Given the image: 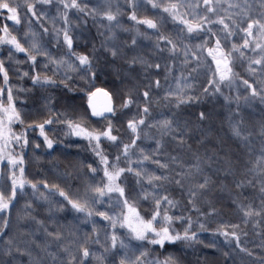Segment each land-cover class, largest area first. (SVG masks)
Masks as SVG:
<instances>
[{
  "label": "clouds",
  "instance_id": "clouds-1",
  "mask_svg": "<svg viewBox=\"0 0 264 264\" xmlns=\"http://www.w3.org/2000/svg\"><path fill=\"white\" fill-rule=\"evenodd\" d=\"M144 3L159 15L141 18L137 0H25L4 30L0 264H264V0H197L191 19L183 0ZM213 25L242 37L223 79L204 59ZM97 90L111 101L99 115ZM72 148L88 158L61 156Z\"/></svg>",
  "mask_w": 264,
  "mask_h": 264
},
{
  "label": "snow or ice",
  "instance_id": "snow-or-ice-1",
  "mask_svg": "<svg viewBox=\"0 0 264 264\" xmlns=\"http://www.w3.org/2000/svg\"><path fill=\"white\" fill-rule=\"evenodd\" d=\"M202 2L205 5V8L212 7L214 5V0H202ZM196 7L199 8V4H197ZM172 9L175 10L176 5H172ZM12 11L13 9L7 3L3 2V0H0V15H3L5 12H12ZM213 11H215L214 7H213ZM7 18L17 23L20 18L19 9L16 10L14 15L7 17ZM177 19H180V17H177ZM181 22L185 25L189 33L199 32L202 30V27H203L202 24L199 22H189L186 20H182ZM145 23L151 26V21H145ZM220 23L223 24V21L221 20ZM224 27L226 28L227 25H224ZM4 30H8L7 25H5ZM0 38H3V37H0ZM205 51L207 52L208 56L211 57L212 64L214 65V71L216 75L221 79L225 78L228 75V72L230 69V61L228 57V51L227 49H225V47L221 43V39L219 38V36L216 35L214 40L211 43L205 44ZM97 93H103L107 97H108V94L103 90H97L88 99L91 109L97 115H99L105 112L106 110L104 108H98L96 104L93 102V98L97 96ZM74 131L76 132L77 135H83V136L89 135V133L82 128L74 129ZM106 175L108 176L109 182L110 183L113 182L114 177L112 176V174L106 173ZM23 182L24 181L22 179L18 180V183L22 184ZM108 190L112 191L113 188L110 186ZM134 216H135L134 211L130 210L127 220L130 224L133 225V227L137 228L138 230H142V228L144 227H150V225L142 226V225H137L135 223H132Z\"/></svg>",
  "mask_w": 264,
  "mask_h": 264
},
{
  "label": "rangeland",
  "instance_id": "rangeland-1",
  "mask_svg": "<svg viewBox=\"0 0 264 264\" xmlns=\"http://www.w3.org/2000/svg\"><path fill=\"white\" fill-rule=\"evenodd\" d=\"M234 2L240 3L241 5H243L245 3V0H234ZM247 2L251 3V4H256V3L259 2V0H247ZM183 3H184V12L186 13V18L191 19V15L190 14H191L192 9H191L190 6L191 5H195L197 3V0H183ZM200 3H203L202 0H200ZM214 3H215V0H214ZM7 4L11 5V7L13 9L12 12H9V17H10V16L15 14V12L17 10V7H16L17 5H16V3L13 4V5L11 3H7ZM17 4H19V2ZM136 11H137V14L141 18H151V17L159 15V12L158 11H153L151 8H149L144 3V0H137ZM196 11H197V13H199L200 12V8H197ZM184 18L185 17H181V19H184ZM9 22L11 23L10 25H12V24L15 25L16 24L15 21L10 20V19H9ZM212 27H213V29L216 30L217 36H219V38L221 39V43L223 44L225 49H227V50L230 49L232 43H236V44L241 43L242 37H241L239 31H237L236 36H233V37H231L229 39L224 33H222L220 31L218 25H213ZM168 28H169V30H174L173 26L171 24L168 25ZM3 31H4V29H3ZM205 35L208 36V39H209L210 43L214 40V38L210 34L205 33ZM203 39H204V36H201L199 38V40H194L193 44L202 42ZM204 59H205L207 65H209L214 70V65L212 64L211 57L208 56L206 51L204 52ZM8 168H9V166L5 162L4 176L0 178V191H3L5 193V195H9L10 192H11V184L7 180ZM21 179H23V177H21L19 175V173H17V180H21ZM225 219L226 220H231V222H235V218L232 217L230 214L228 216H226ZM132 223H135L134 219H133ZM241 243H243V241H241Z\"/></svg>",
  "mask_w": 264,
  "mask_h": 264
},
{
  "label": "trees",
  "instance_id": "trees-1",
  "mask_svg": "<svg viewBox=\"0 0 264 264\" xmlns=\"http://www.w3.org/2000/svg\"><path fill=\"white\" fill-rule=\"evenodd\" d=\"M19 2V4H17ZM25 0H7V2L5 3H11L12 5L16 3V7L17 9H19L20 11V17H23L26 15V11L23 8V4H24ZM9 5V4H8ZM11 7V5H9ZM12 8V7H11ZM9 17V12H5L3 15H0V37H4L5 32L3 31L5 25H7L8 30H13L15 25H10L11 23L9 22V19L7 18ZM89 103V102H88ZM31 147L29 148V151H31ZM56 151V150H54ZM61 153V156L64 157L66 160H70L72 155H82L85 159H87V154L83 149L77 150L76 148H72L70 150H59ZM7 163V162H6ZM3 170L5 169V163L3 164ZM64 164H60L59 167L57 168L58 172H62L64 171ZM27 175L31 176L32 178H37V177H41V178H46L51 180H55V179H60V177L57 176V174L55 172H53L51 170V168H45L43 171H37L31 164L29 165L28 169L26 170ZM1 178V177H0ZM63 182V181H62ZM75 185H73V189H75ZM233 260H237L236 257H233ZM217 264H219V261H217Z\"/></svg>",
  "mask_w": 264,
  "mask_h": 264
},
{
  "label": "water",
  "instance_id": "water-1",
  "mask_svg": "<svg viewBox=\"0 0 264 264\" xmlns=\"http://www.w3.org/2000/svg\"><path fill=\"white\" fill-rule=\"evenodd\" d=\"M93 102L98 108H104L105 110H107L111 104L109 97L105 96L103 93H97V96L93 98Z\"/></svg>",
  "mask_w": 264,
  "mask_h": 264
}]
</instances>
